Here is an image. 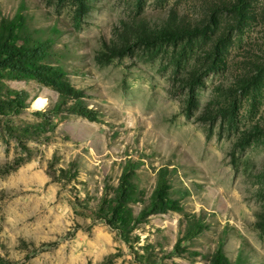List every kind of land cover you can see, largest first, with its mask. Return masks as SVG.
Returning <instances> with one entry per match:
<instances>
[{
	"label": "rangeland",
	"instance_id": "rangeland-1",
	"mask_svg": "<svg viewBox=\"0 0 264 264\" xmlns=\"http://www.w3.org/2000/svg\"><path fill=\"white\" fill-rule=\"evenodd\" d=\"M226 1L0 0V264H264V0Z\"/></svg>",
	"mask_w": 264,
	"mask_h": 264
},
{
	"label": "trees",
	"instance_id": "trees-1",
	"mask_svg": "<svg viewBox=\"0 0 264 264\" xmlns=\"http://www.w3.org/2000/svg\"><path fill=\"white\" fill-rule=\"evenodd\" d=\"M245 0H236V1H226L222 7L218 10L222 11H233L235 14L240 15L242 11V7L244 6ZM7 24L8 22L1 18L0 20V66L6 65L8 60L13 57L21 56V50L17 48H13L7 45ZM204 28L193 26L191 27L189 24L183 22H177L175 18L169 19L165 24L155 27V29L151 33V41H160V42H171L176 41L178 39H182L184 37L192 36L194 34H200L204 32ZM63 103L57 102L53 105L51 111H60V107ZM68 111L77 115L84 116L89 118L90 120H96V114L93 110L88 108L83 104L82 99H76L71 105L68 107ZM134 170L133 164L131 161H127L123 168V173L121 174V181L118 186V204L122 202V198L124 197V182L127 179V174L129 171ZM169 170L166 167H163L158 172V177L156 180V186L154 189V194L152 200L154 202H161L168 197V187H169ZM191 230L188 235L195 236L198 234L200 230V226L197 223L191 225ZM224 259L220 249L216 250V258L212 264H223ZM234 264H240V258L235 261Z\"/></svg>",
	"mask_w": 264,
	"mask_h": 264
}]
</instances>
